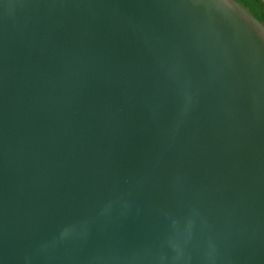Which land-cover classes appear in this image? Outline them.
Masks as SVG:
<instances>
[{
	"label": "water",
	"instance_id": "95a60500",
	"mask_svg": "<svg viewBox=\"0 0 264 264\" xmlns=\"http://www.w3.org/2000/svg\"><path fill=\"white\" fill-rule=\"evenodd\" d=\"M0 264H264L263 25L0 0Z\"/></svg>",
	"mask_w": 264,
	"mask_h": 264
},
{
	"label": "clouds",
	"instance_id": "9594fccd",
	"mask_svg": "<svg viewBox=\"0 0 264 264\" xmlns=\"http://www.w3.org/2000/svg\"><path fill=\"white\" fill-rule=\"evenodd\" d=\"M235 2L251 10L258 19L264 22V0H235Z\"/></svg>",
	"mask_w": 264,
	"mask_h": 264
},
{
	"label": "trees",
	"instance_id": "16d2710c",
	"mask_svg": "<svg viewBox=\"0 0 264 264\" xmlns=\"http://www.w3.org/2000/svg\"><path fill=\"white\" fill-rule=\"evenodd\" d=\"M240 5V4H239ZM242 6V5H241ZM244 9H246L248 12H249V14H251L255 19H257L262 25H263V27H264V22H262L260 19H258L257 18V16L256 15H254L253 14V12L251 11V10H249L248 8H246V7H244V6H242Z\"/></svg>",
	"mask_w": 264,
	"mask_h": 264
}]
</instances>
